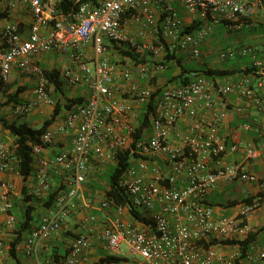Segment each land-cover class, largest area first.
Here are the masks:
<instances>
[{
	"label": "built area",
	"instance_id": "1",
	"mask_svg": "<svg viewBox=\"0 0 264 264\" xmlns=\"http://www.w3.org/2000/svg\"><path fill=\"white\" fill-rule=\"evenodd\" d=\"M56 1L7 0L11 8L20 4L28 7L32 21L27 32H23L18 23L0 18V34L4 40V47H0V84L7 80L14 67L29 71L37 78L34 101L17 104L14 107L16 113L23 115L34 106L53 104L49 90L51 82L35 60L42 52L68 53L70 63L61 71L63 82L68 85L84 82L90 90L88 98L73 103L66 110L62 122L42 134L41 143L32 144V175L37 181L35 194L43 196L51 190L52 169L64 188L55 198L57 211L43 216L36 226L30 228L26 239L27 252L35 253L42 240L61 232L64 216L77 207V200L82 197L93 158L102 164L117 163L119 152L130 148L142 158L137 165L130 164L120 183L126 189L130 204L150 217L153 226L138 227L125 222L120 216L123 206L117 205L118 215L110 226L97 233V237L106 243L113 255L120 253L126 245L129 260L102 264H232L209 242L218 235L246 237L252 231L246 219L263 204L264 192L260 190L250 202H242L237 215L222 217H216L215 208L207 196L221 180L238 178L259 182L262 188L264 181L242 163L221 164L217 168L213 164L220 163L222 157L236 153L241 147L239 141L227 143L220 132L229 113L226 96L238 92L249 105L257 107L264 118V94L251 86L250 78H245L241 84L222 83L193 71L188 82L167 84L161 89L148 136L135 140V105H146L155 90L150 85L139 88L136 83L115 85L118 67L108 58L107 40L129 48L137 46L135 38L127 31L123 14L133 11L136 22L145 27L154 26L155 5H161L166 17L162 30L157 31L158 43L152 44L155 54L168 49L193 59L200 58L201 40L210 26L198 33L185 31L172 0H77L76 7L67 12L48 16L45 3L55 4ZM180 1L202 19L211 13L237 15L252 10V5L245 0ZM89 45L93 53L87 57L85 49ZM234 53L229 50L221 55ZM240 53H254V49L241 47ZM133 65L146 79H150L155 70L165 68L156 59L152 63L135 61ZM253 66L258 69V87L264 88V61L255 59ZM121 76L131 81L133 70L128 64L121 68ZM216 101L221 104L220 109L209 115H200L199 106L211 108ZM236 110L242 112L243 107L238 106ZM185 116L190 120L189 129L182 137V144L172 145L169 136ZM240 126L244 130L252 129L251 122H242ZM69 131L73 133L71 148L52 157L44 155L46 145L53 143L59 133ZM244 148L248 159L262 156L251 144ZM16 149L14 141L8 143L0 134V212L6 214L4 226L7 228L14 227L16 219L12 213V184L3 175L20 173ZM157 153L166 155L170 171L156 170L153 178L148 179V159ZM180 178L183 179L182 186L178 185ZM100 204L102 208L110 207L106 198ZM170 216L174 217V223ZM93 220L95 215L87 216L82 227L87 229ZM88 230L74 238L66 264H76L79 258L87 259L92 246V229ZM4 249L0 234V252ZM246 257L264 264V250H249Z\"/></svg>",
	"mask_w": 264,
	"mask_h": 264
},
{
	"label": "crops",
	"instance_id": "2",
	"mask_svg": "<svg viewBox=\"0 0 264 264\" xmlns=\"http://www.w3.org/2000/svg\"><path fill=\"white\" fill-rule=\"evenodd\" d=\"M61 0H57L55 4L45 3V10L48 16H57L59 12H67L58 6ZM75 3L77 0H73ZM252 5L250 12L240 13L237 15L230 14H210L208 18L202 19L197 13L187 10L180 0H172L178 16L184 23V30L186 27L192 26L191 32L198 33L205 26H210L208 33L201 40V56L198 59H193L181 52L173 53L176 56L169 61H166L165 56L168 49H164L159 54L154 53L152 44L158 43L157 31L162 30V25L165 22L166 13L161 9V5H155L156 23L154 26H143L140 22L134 20V12L128 11L123 14V21L126 23L129 35L135 38L137 46L129 48L125 45H118L113 41H108V58L114 62L117 67L115 85L124 84L131 86L136 83L138 87L152 86L154 90L163 88L167 84L181 83L179 75L183 72L191 74L193 71L202 72L207 68L213 69H228L234 71L223 76H209L210 78L219 82H231L234 84H241L245 78L251 79V86L259 93L264 94V88L258 87V69L253 66L255 59H262L264 61V0H245ZM77 4V3H76ZM56 9V11L52 10ZM74 8V7H71ZM70 8V9H71ZM7 11V16L1 19L13 21L19 24L23 32H27L32 17L26 5L20 4L14 8L9 7L7 0H0V11ZM0 47H4V40L0 34ZM241 47H252L254 53L242 54ZM122 50L129 51L132 55H124ZM87 57L93 53L92 46L86 47ZM234 50V55L222 56L224 51ZM172 53L171 51H169ZM181 57V61H177V57ZM160 60L164 64L163 70H155L150 79H146L138 74L135 70L134 62H151ZM35 60L45 69H62L70 63L69 55L66 52L57 50L42 52L36 55ZM128 64L133 70V77L131 81H126L121 76V68ZM252 69L250 72L247 70ZM203 73V72H202ZM204 74V73H203ZM63 80V77L61 75ZM37 82L36 75L14 67L9 74L7 80L0 84L7 92L17 93V101L7 102L3 105L0 116L5 117L9 121L17 123H27L33 127H40L43 122L50 118L54 112L56 102L59 101L61 108L51 125L63 121L64 114L69 108L66 106L67 99L74 97L88 98L90 90L86 83L81 82L75 85H68L63 82L62 91H57L55 86L51 83L49 90L53 91V104H45L41 106H34L31 111L24 115L15 112L14 107L20 103H27L34 101V88ZM127 94V93H125ZM219 97H217V100ZM228 102V118L221 128V134L224 136L227 143L239 141L240 149L233 154L222 157V161L218 164H213L217 168L221 164L242 163L246 169L255 173L260 181H264V118L257 107L249 105L241 95L234 91L226 96ZM5 100V99H3ZM216 103L211 107L201 105L198 108L200 115H209L213 111L221 108V104ZM143 106L135 105L136 121L139 125L140 116L142 115ZM242 106V112H238L236 107ZM13 113L18 116V119L12 117ZM242 122H251L252 129L244 130L240 124ZM190 120L187 116L181 119L180 125L174 129L169 141L172 145L182 144V137L189 129ZM0 134L8 143H12L15 137L9 130L0 126ZM149 129L144 136H148ZM73 140V133H59L54 139V142L46 145L43 148V153L46 156H54L63 149L71 148ZM253 145L262 154L256 159H248L245 151L246 145ZM142 156L138 153L131 155V164H138ZM149 170L146 173L147 178L151 179L156 170L162 173L170 171V167L166 161L164 153H157L149 157ZM116 162H109L106 164L100 163L96 158L92 160V166L88 174V178L84 183L82 190V197L77 200V207L68 211L64 216L62 230L59 234L53 235L42 240L36 246L35 253H28L26 250V239L29 234L30 227L36 226L43 216L51 215L57 211V205L54 201L50 205H46L45 201L50 197L51 193L56 189L61 190L64 184H60V178L51 170V190L43 196L35 194L37 188V181L33 175L24 178L20 173L11 172L5 173L3 177L12 184V213L15 215V225L12 228L4 226L6 214L0 212L1 229L0 234L5 243V249L0 252V264H66V260L70 256L71 243L80 232H87L92 229V246L87 253V259L79 258L76 264H92L98 262L101 258L107 255H113L106 243L97 237V233L107 226H110L113 219L118 215L116 207L102 208L101 201L106 196V191L110 184L108 181V173ZM178 185H183V179L178 180ZM58 190V191H59ZM261 187L259 182L242 181L234 178L226 181H219L216 188L209 193L207 200L215 208L216 217L235 216L239 212L242 200L248 196L254 197ZM28 206L33 207V219L30 221V227L24 229L18 238L19 224L24 220L26 209ZM158 208V207H157ZM89 215H95V220L88 224V228L82 227L84 219ZM121 218L134 226L146 227L148 224L135 219L130 213L129 206L122 207ZM170 220L174 223V217L170 216ZM246 222L251 226L252 231L255 232V240L251 245L250 250H264V202L255 210V212L246 219ZM243 239L244 236H214L210 241L217 239ZM218 253L232 264H257L256 260H250L246 256L240 257L241 249L239 244L231 243H217L213 244ZM126 245L117 256H126L128 258ZM236 255V257H234Z\"/></svg>",
	"mask_w": 264,
	"mask_h": 264
},
{
	"label": "trees",
	"instance_id": "3",
	"mask_svg": "<svg viewBox=\"0 0 264 264\" xmlns=\"http://www.w3.org/2000/svg\"><path fill=\"white\" fill-rule=\"evenodd\" d=\"M76 3L73 0H61L58 6L62 8V10L67 11L70 10L71 7H76ZM7 11H0V18L6 17ZM192 26L186 27V30H191ZM121 52L124 55H132L129 51L122 50ZM176 55L173 53H168L165 56L166 61L174 58ZM177 61H181V57H177ZM252 69L247 70L246 72H250ZM197 72V71H196ZM202 72L207 76H223L228 73H233L234 71L228 69H213L207 68L202 70ZM201 72V73H202ZM200 73V72H199ZM45 74L48 77L49 81L55 86L57 91H62L63 80L61 78L60 71L58 69H45ZM180 82L186 83L191 79V74H185V72L179 75ZM161 88H158L153 92V95L149 102L143 106L142 115L140 116V122L136 131L133 133V138L139 139L144 137L145 132L149 129L151 125V118L152 113L154 111L155 102L157 98L160 96ZM17 101V93L10 94L8 98V102ZM85 100L83 97H74L67 99L66 106L70 107L75 102H81ZM61 108L60 102L57 101L54 112L50 116V118L46 119L40 127H33L27 123H17L15 121H9L3 116H0V126L10 131V133L15 137L14 142L17 145V155L20 158L18 163V171L20 174L26 178L27 176L33 173V166H32V144H39L41 143V136L42 134L49 128L57 114L59 113ZM136 153L132 152V149L127 148L121 150L118 154V161L114 167H112L108 173V181L110 184L109 189L106 191L105 198L110 202V207H116L117 205L129 206L130 213L132 216L144 222L150 226H153V221L150 217L146 216L143 212H141L138 208L130 204V200L126 189L121 185L120 179L122 174L131 164V155H135ZM59 189H56L54 192L51 193L50 197L45 201L46 205H50L55 201L57 192ZM253 197L248 196L242 200V202H250ZM33 207L28 206L26 209V214L24 220L19 224L18 227V238L21 235V232L30 227V221L33 219L32 214ZM31 228V227H30ZM256 233L250 232L245 238L243 239H221L217 240L214 239L210 241V244H217V243H237L240 246L241 254L240 257H245L247 252L250 250L252 243L255 240ZM125 261L129 260L126 256H117V255H107L104 258H101L98 262L92 264H102L105 261ZM238 264V260L236 261Z\"/></svg>",
	"mask_w": 264,
	"mask_h": 264
},
{
	"label": "rangeland",
	"instance_id": "4",
	"mask_svg": "<svg viewBox=\"0 0 264 264\" xmlns=\"http://www.w3.org/2000/svg\"><path fill=\"white\" fill-rule=\"evenodd\" d=\"M52 92L53 91H50L51 98L55 100V97L52 96ZM10 94L11 93L7 92L6 89H3L2 86H0V115L2 114L1 110L3 109V105L8 102V98H9V95ZM3 99H5V100H3ZM9 114H11L12 117H15L16 119H18V116L15 113H13V110L12 109H11V112Z\"/></svg>",
	"mask_w": 264,
	"mask_h": 264
}]
</instances>
